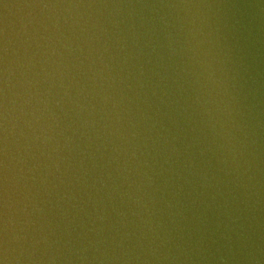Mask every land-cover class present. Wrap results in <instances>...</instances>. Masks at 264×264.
I'll use <instances>...</instances> for the list:
<instances>
[{"label": "water", "instance_id": "1", "mask_svg": "<svg viewBox=\"0 0 264 264\" xmlns=\"http://www.w3.org/2000/svg\"><path fill=\"white\" fill-rule=\"evenodd\" d=\"M0 264H264V0H0Z\"/></svg>", "mask_w": 264, "mask_h": 264}]
</instances>
